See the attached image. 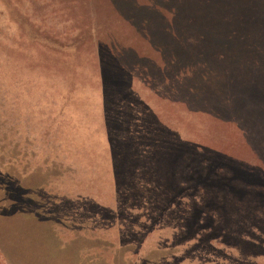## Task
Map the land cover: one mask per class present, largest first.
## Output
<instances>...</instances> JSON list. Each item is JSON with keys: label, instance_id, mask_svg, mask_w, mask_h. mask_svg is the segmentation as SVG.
Masks as SVG:
<instances>
[{"label": "rangeland", "instance_id": "1", "mask_svg": "<svg viewBox=\"0 0 264 264\" xmlns=\"http://www.w3.org/2000/svg\"><path fill=\"white\" fill-rule=\"evenodd\" d=\"M0 264H264V0H0Z\"/></svg>", "mask_w": 264, "mask_h": 264}, {"label": "crops", "instance_id": "2", "mask_svg": "<svg viewBox=\"0 0 264 264\" xmlns=\"http://www.w3.org/2000/svg\"><path fill=\"white\" fill-rule=\"evenodd\" d=\"M138 100L142 103H144L151 111L150 114L152 115V118H154V128H151L150 130H156L157 128V120L162 125V130H170L175 131V129L172 127L174 124L173 118L171 117V111H168L166 104L169 103V107L172 108L174 105L172 101H169V99H160V97L156 94L151 96L149 99H146L143 95H138ZM150 95H148L149 97ZM159 101V104L157 101ZM163 108V109H162ZM161 130V131H162ZM177 134H180L179 131H176ZM112 168V167H111ZM156 172H148V174L154 175ZM160 188L155 187V191L159 190ZM167 197V196H166Z\"/></svg>", "mask_w": 264, "mask_h": 264}, {"label": "trees", "instance_id": "3", "mask_svg": "<svg viewBox=\"0 0 264 264\" xmlns=\"http://www.w3.org/2000/svg\"><path fill=\"white\" fill-rule=\"evenodd\" d=\"M115 168H117V166H115ZM110 169H111V171L113 170V168H111L110 167ZM113 173V172H112ZM110 176H111V173H110ZM138 181H140V180H138ZM142 184V182L140 181V185Z\"/></svg>", "mask_w": 264, "mask_h": 264}]
</instances>
